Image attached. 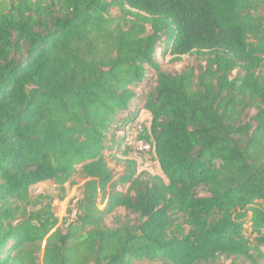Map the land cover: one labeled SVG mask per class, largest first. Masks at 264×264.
Here are the masks:
<instances>
[{
  "label": "trees",
  "instance_id": "trees-1",
  "mask_svg": "<svg viewBox=\"0 0 264 264\" xmlns=\"http://www.w3.org/2000/svg\"><path fill=\"white\" fill-rule=\"evenodd\" d=\"M158 53L196 63L168 72ZM141 109L163 175L117 135ZM75 174L59 223L30 187L53 181L62 200ZM263 250L264 0H0V264H264Z\"/></svg>",
  "mask_w": 264,
  "mask_h": 264
},
{
  "label": "rangeland",
  "instance_id": "rangeland-1",
  "mask_svg": "<svg viewBox=\"0 0 264 264\" xmlns=\"http://www.w3.org/2000/svg\"><path fill=\"white\" fill-rule=\"evenodd\" d=\"M156 59L160 63V68L162 70H166L168 72H175L181 70L184 66L194 64L196 63L194 55H184L182 56L180 61H174L171 59V56L166 54L164 56L160 55L159 53L156 55ZM155 71L152 69H149L147 79L145 82L137 89L138 93L141 95L145 93L148 90H151L153 87L154 83V78H155ZM150 113L147 110L141 109L139 110L138 117L136 120H139L141 117L146 118L149 117ZM143 162L147 163V169L150 171L152 174H159L163 175L161 172V169L158 165V163L154 160L149 158L148 155H145L143 157ZM113 166L115 165L112 164ZM117 169L120 170L121 166H117ZM83 182L79 174H75L73 178V184L69 187L67 186L66 193L64 195V198L62 200L59 199L61 196V192L59 191L57 185L50 180L44 181V182H39L37 184H34L30 187V193L31 195H36L38 193H48L51 194L54 197L53 200V205H54V210L57 213L60 221L64 217H67L69 214L67 213V209L72 208L73 202H71V199L74 198L78 192H79V185ZM99 207H102L103 204L98 203ZM125 214V210L123 208H118L114 214L108 215L106 217V222L109 225L115 224L116 219L119 216H123ZM72 216V214L70 215ZM131 217H134L131 215ZM246 233L249 235L250 233V227H249V221L246 222ZM264 251V250H263ZM231 259H225L224 257H221L217 262H225L229 263ZM237 264H250L249 261L243 260L241 258L236 259ZM134 264H159L158 261L156 262H148V261H140L136 260Z\"/></svg>",
  "mask_w": 264,
  "mask_h": 264
},
{
  "label": "built area",
  "instance_id": "built-area-1",
  "mask_svg": "<svg viewBox=\"0 0 264 264\" xmlns=\"http://www.w3.org/2000/svg\"><path fill=\"white\" fill-rule=\"evenodd\" d=\"M136 119L133 123L121 127L117 131V135L122 138L123 144L128 147V156L136 162L138 170L144 169L148 171L146 167L147 163L143 162V157L148 155L149 158L154 159V146L151 141L145 139L142 135L148 126L150 116L146 118L141 117L139 120ZM74 214L75 209L72 212V215Z\"/></svg>",
  "mask_w": 264,
  "mask_h": 264
}]
</instances>
